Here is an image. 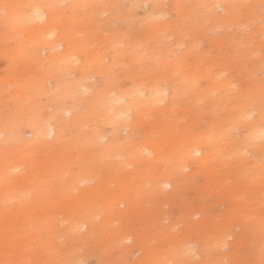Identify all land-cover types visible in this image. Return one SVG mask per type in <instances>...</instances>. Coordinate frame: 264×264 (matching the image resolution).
<instances>
[{"label": "rangeland", "instance_id": "rangeland-1", "mask_svg": "<svg viewBox=\"0 0 264 264\" xmlns=\"http://www.w3.org/2000/svg\"><path fill=\"white\" fill-rule=\"evenodd\" d=\"M120 1L0 0V264H264V0Z\"/></svg>", "mask_w": 264, "mask_h": 264}, {"label": "bare ground", "instance_id": "bare-ground-1", "mask_svg": "<svg viewBox=\"0 0 264 264\" xmlns=\"http://www.w3.org/2000/svg\"><path fill=\"white\" fill-rule=\"evenodd\" d=\"M121 1H122V0H121ZM121 1H120L119 3H121ZM125 1H128V0H125ZM125 1H124V3H125ZM153 1H154V0H153ZM175 1H176V0H175ZM220 1H221V0H220ZM228 1H230V0H228ZM232 1H233V0H232ZM241 1H242V0H241ZM246 1H247V0H246ZM250 1H251V0H250ZM129 2H130V1H129ZM136 2H137V1H136ZM184 2H185V0H184ZM190 2H191V0L189 1V3H190ZM194 2H195V0H194ZM234 2H235V1H234ZM33 3H34V1H33ZM54 3L56 4V2H54ZM132 3H135L134 0H133ZM158 3H159V2H158ZM160 3H161V2H160ZM160 3H159V4H160ZM222 3H223V1H222ZM34 4H35V3H34ZM37 4H38V3H37ZM130 4H131V3H130ZM156 4H157V3H156ZM180 4H181V3H180ZM182 4H183V3H182ZM187 4H188V3H187ZM216 4H217V3H216ZM219 4H220V3H219ZM219 4L216 5V6H219ZM226 4H227V3H226ZM31 5H32V4H31ZM35 5H36V4H35ZM124 5H125V4H124ZM124 5H123V6H124ZM127 5L130 6L129 4H127ZM147 5H148V3H147ZM149 5H151V3H149ZM164 5H165V4H164ZM183 5H184V4H183ZM221 5H222V4H221ZM221 5H220V6H221ZM237 5H238V4H237ZM28 6H29V5H28ZM33 6H34V5H33ZM38 6H39V5H38ZM121 6H122V5H121ZM123 6H122V7H123ZM135 6H136V5H135ZM145 6H146V4H145ZM160 6H161V5H160ZM168 6H169V4H168ZM170 6H171V5H170ZM193 6H195V5H193ZM196 6H197V5H196ZM223 6H225V5H223ZM29 7H31V6H29ZM41 7H43V5H42ZM41 7H40V9H42ZM150 7H151V6H150ZM158 7H159V6H158ZM165 7H166V6H165ZM172 7H173V6H172ZM174 7H175V5H174ZM185 7H186V6H185ZM185 7H182V8L185 9ZM213 7H214V5H213ZM213 7H212V6H211V7L209 6L208 9H209V8H213ZM226 7H227V6H226ZM126 8H127V7H126ZM134 8H135V7H134ZM159 8H160V7H159ZM162 8H163V7H162ZM188 8H189V7H188ZM40 9H39V10H40ZM129 9H130V8H129ZM183 9H182V10H183ZM225 9H226V8H225ZM26 10H27V9H26ZM39 10H37V11H39ZM42 10H43V11H41V12H44V9H42ZM123 10H124V9H123ZM126 10H127V9H126ZM155 10H156V9H155ZM178 10H179V9H178ZM192 10H193V9H192ZM192 10H191V11H192ZM210 10H211V9H210ZM19 11H21V9H20ZM37 11H36V10H33L32 12H37ZM124 11H125V10H124ZM151 11H152V10H151ZM188 11H189V10H188ZM204 11H205V10H204ZM206 11H207V10H206ZM152 12L154 13L155 11H152ZM152 12H150V14H151ZM189 12H190V11H189ZM199 12H200V11H199ZM202 12H203V11H202ZM16 13H18V12H16ZM19 13H20V12H19ZM24 13H26V12H24ZM38 13H40V12H38ZM169 13H170V12H169ZM22 14H23V13H22ZM34 14H35V13H34ZM34 14H32V15L36 17L37 13H36V15H34ZM41 14H42V13H41ZM41 14H39V15H40L39 17H41ZM150 14H149V15H150ZM161 14H162V13H161ZM191 14H193V12H192ZM200 14H201V13H200ZM23 15H24V14H23ZM26 15H28V13H27ZM26 15H25V17H26ZM152 15H153V14H152ZM159 15H160V14H159ZM159 15H158V16H159ZM211 15H212V14H211ZM28 16H29V15H28ZM42 16H43V14H42ZM45 16H46V14H45ZM161 16H162V15H161ZM166 16H167V15H166ZM18 17H19V16H18ZM25 17H24V18H25ZM37 17H38V16H37ZM43 17H44V16H43ZM164 17H165V16H164ZM21 18H22V17H21ZM30 18H31V17H30ZM30 18H29V19H30ZM45 18H46V17H45ZM153 18H154V17H153ZM32 19H33V18H32ZM39 19H41V18H38V19L36 18V21H37V22L40 21ZM43 19H44V18H43ZM26 20H28V18H27ZM154 20H155V18H154ZM34 21H35V20H34ZM41 21H42V20H41ZM23 23H24V22H23ZM26 23H27V22H26ZM49 31H51V30H49ZM49 33H50V32H49ZM47 34H48V33H47ZM47 34H46V35H47ZM50 34H51V33H50ZM52 34H53V33H52ZM48 36H49V35H48ZM48 36H47V37H48ZM49 37H51V36H49ZM139 45H141V44L139 43ZM74 58H75V57H74ZM76 58H77V57H76ZM78 58H79V57H78ZM35 60H36V59H35ZM71 60H72V57H71ZM76 60H77V59H76ZM76 60L73 59V61H74L75 63L77 62ZM36 61H37V60H36ZM74 62H71V63H74ZM68 63H69V62H68ZM164 81H165V80H164ZM158 83H159V82H158ZM160 83H161V82H160ZM82 84H83V83H82ZM156 84H157V83H156ZM163 84H164V83H163ZM165 84H166V83H165ZM166 85H167V84H166ZM83 86H84V85H83ZM138 86H140V85H138ZM174 86H175V85H174ZM174 86H172L171 89L176 88V86H175V87H174ZM80 87H81V85H80ZM161 87H163V85H161ZM164 87H165V86H164ZM109 88H110V87H109ZM137 88H138V87H137ZM140 88H141V87H140ZM147 88H149V87H147ZM151 88H152V87H151ZM156 88H157V87H156ZM165 88H166V87H165ZM82 89H83V88H82ZM134 89H135V88H134ZM153 89H154V88H153ZM178 89H180V88H178ZM181 89H182V88H181ZM84 90H85V89H83V91H84ZM107 90H108V89H107ZM107 90H106V91H107ZM112 90H113V88H112ZM116 90H117V89H116ZM130 90H131V89H130ZM150 90H151V89H150ZM175 90H176V89H175ZM229 90H231V89H229ZM103 91H104V90H103ZM114 91H115V88H114ZM133 91H134V90H133ZM141 91H142V92H141L142 94L145 93V92L143 93V90H141ZM172 91H173V90H172ZM231 91H232V90H231ZM136 92H137V91H136ZM148 92H149V91H148ZM151 92H152V90H151ZM154 92H155V91H154ZM158 92H159V91H158ZM158 92H157V93H158ZM178 92H179V91H178ZM178 92H177V93H178ZM226 92H227V91H226ZM229 92H230V91H229ZM229 92H228V93H229ZM84 93H86V92H84ZM97 93H98V92H97ZM97 93H96V94H97ZM101 93H102V92H101ZM109 93L111 94L112 92L109 91ZM109 93H106V95L109 94ZM117 93H118V92H117ZM120 93H121V92H119V94H120ZM126 93H127V92H126ZM161 93H163V95H162V96H163V97H162L163 99H166V98L171 94L169 89H165V90H164L163 92H161ZM161 93H160V95H161ZM174 93H175V92H174ZM177 93H176V94H177ZM179 93H180V92H179ZM181 93H183V92H181ZM185 93H186V92H185ZM185 93H183V94H185ZM230 93H231V92H230ZM113 94H114V93H113ZM129 94H130V93H129ZM131 94H132V93H131ZM133 94H134V92H133ZM145 94H147V92H146ZM155 94H156V93H155ZM155 94H154V96H155ZM172 94H173V93H172ZM76 95H77V94H76ZM76 95H75V97H76ZM106 95H105V97H106ZM140 95H141V94H140ZM148 95H149V94H148ZM151 95H152V94H151ZM179 95H180V94H179ZM69 96H70V95H69ZM77 96H78V95H77ZM97 96H98V94H97ZM107 96H109V95H107ZM118 96H119V95H118ZM118 96H117V97H118ZM127 96H128V95H127ZM127 96H126V97H127ZM143 96H144V95H143ZM152 96H153V95H152ZM156 96H157V95H156ZM175 96H177V95H175ZM182 96H183V95H182ZM70 97H73V95L70 96ZM99 97H100V96H99ZM103 97H104V96H102V98H103ZM105 97H104V98H105ZM111 97H114V96H110L109 98L112 99ZM124 97H125V96H123V98H124ZM130 97H131V96H130ZM130 97H129V98H130ZM132 97H133V96H132ZM170 97H171V96H170ZM172 97H173V96H172ZM172 97H171V98H172ZM179 97H180V96H178V98H179ZM104 98H103V101H104ZM106 98H107V97H106ZM120 98H121V97H120ZM120 98H119V99H120ZM127 98H128V97H127ZM135 98H136V97H135ZM143 98H144V97H143ZM160 98H161V97H160ZM181 98H182V97H181ZM97 99H98V98H97ZM107 99H108V98H107ZM107 99H106V100H107ZM110 99H109V100H110ZM114 99H115V98H114ZM139 99H140V98H139ZM139 99H138V100H139ZM141 99H142V98H141ZM147 99H148V98H146V100H147ZM167 99H168V98H167ZM115 100H117V99H115ZM115 100H111V101H115ZM121 100H122L123 102L125 101V99H121ZM132 100H133V98H132ZM136 100H137V99H136ZM142 100H143V99H142ZM153 100H154V97H153ZM153 100L150 99L151 102H152ZM171 100H172V99H171ZM177 100H178V99H177ZM179 100H180V98H179ZM94 101H95V100H94ZM101 101H102V100H101ZM101 101H100V102H101ZM103 101H102V102H103ZM122 101H121V102H122ZM150 101H149V103L151 104ZM162 101L165 102L166 100H162ZM168 101H169V100H168ZM96 102H97V101H96ZM96 102H95V103H96ZM100 102H99V105H100ZM109 102H110V101H109ZM118 102H119V101H118ZM125 102H126V101H125ZM134 102H135V101H134ZM157 102H158V101H157ZM157 102H156V103H157ZM160 102H161V101H160ZM113 103H115V102H113ZM116 103H117V101H116ZM128 103H129V101H128ZM132 103H133V102H131V104H132ZM146 103H147V102H145L144 104L146 105ZM152 103H155V102H152ZM156 103H155V104H156ZM168 103H169V102H168ZM168 103L166 102V104H168ZM171 103H172V101H171ZM171 103H170V105H171ZM175 103H176V101H175ZM175 103H174V104H175ZM119 104H120V103H119ZM119 104H118V105H119ZM123 104L125 105V103H122L121 106H123ZM134 104H136V103H134ZM157 104H158V103H157ZM159 104H160V103H159ZM177 104H179V103L177 102ZM177 104H175V105H177ZM103 105H104V104H103ZM113 105H114V104H113ZM170 105H169V107H170ZM97 106H98V105H97ZM107 106H108V105H107ZM127 106H128V105H127ZM129 106H130V105H129ZM133 106H135V105H133ZM139 106L141 107V105H139ZM139 106H137V107H139ZM157 106H159V105H157ZM99 107H100V106H99ZM112 107H113V106H112ZM114 107H115V105H114ZM115 108H116V107H115ZM72 109H73V108H72ZM97 109H98V108H97ZM101 109H102V108H101ZM111 109H112V108L110 107V110H111ZM117 109H118V108H117ZM136 109H139V108H136ZM140 109L143 110L142 108H140ZM140 109H139V110H140ZM65 110H66V107H65ZM67 110H68V109H67ZM99 110H100V109H99ZM102 110H103V109H102ZM104 110H105V109H104ZM107 110H108V109H107ZM123 110H124V109H123ZM125 110H126V109H125ZM129 110H130V112L133 111L132 108H128V109H127L128 112H129ZM69 111H70V110H69ZM69 111H68V112H69ZM136 111H137V110H136ZM62 112H63V111H62ZM70 112H72V111H70ZM74 112H75V111H74ZM97 112H98V111H97ZM104 112H105V111H104ZM115 112H117L116 109H115ZM115 112L113 111V113H115ZM123 112H124V111H123ZM138 112H139V111H138ZM65 113H66V112H65ZM100 113H101V111H100ZM107 113H108V111H107ZM107 113H106V114H107ZM109 113L111 114L112 112H109ZM109 113H108V114H109ZM120 113H121V112H120ZM120 113H118V114H120ZM134 113H135V112H134ZM141 113H142V112H141ZM66 114H68V113H66ZM102 114H103V113H102ZM102 114H101V115H102ZM118 114H117V117H118ZM123 114H124V113H122V115H121V114H120V115H121V117L123 116V120H126L127 118H126V119H124V118H125V116H127L128 114H127V115H126V114L123 115ZM142 114H143V113H142ZM69 115H70V114H69ZM103 115H104V114H103ZM113 115H115V114H112V116H113ZM135 115H136V113H135ZM140 115H141V114H140ZM115 116H116V115H115ZM115 116H114V117H115ZM128 116H129V115H128ZM101 117H102V116H101ZM121 117H119V118H121ZM76 118H77V117H76ZM106 118H107V116H106ZM106 118H105V119H106ZM111 118H112V117H111ZM129 118H131V117H129ZM35 119H37V118H35ZM38 119H40V118L38 117ZM38 119H37V120H38ZM70 119H71V118H70ZM101 119H102V118H101ZM131 119H132V118H131ZM131 119H130V120H131ZM32 120H33V119H32ZM77 120H78V119H77ZM109 120L111 121V119H109ZM114 120H115V118H114ZM121 120H122V119H121ZM130 120H128V121H130ZM33 121H35V120H33ZM40 121H41V120H40ZM43 121H44V120H43ZM106 121H107V120H106ZM118 121H120V120H118ZM28 122H29V121H28ZM100 122H101V121H100ZM102 122H103V121H102ZM108 122H109V121H108ZM116 122H117V121H116ZM116 122H115V123H116ZM122 122H124V121H122ZM29 123H31V122H29ZM33 123H34V122H33ZM72 123H73V122H72ZM109 123H110V122H109ZM39 124H41V122H40ZM42 124L44 125L43 122H42ZM42 124H41V125H42ZM47 124H49V122L45 123L46 126H47ZM100 124H101V123H100ZM105 124H106V123H105ZM107 124H108V123H107ZM113 124H114V122H113ZM124 124H125V123H124ZM30 125H31V124H30ZM36 125H38V124H36ZM43 125H42V126H43ZM114 125H115V124H114ZM46 126H45V127H46ZM69 126H71V125H69ZM106 126H108V125H106ZM110 126H111V125H110ZM112 126H113V125H112ZM112 126H111V127H112ZM37 127H40V126H37ZM37 127H36V128H37ZM114 127H116V126H114ZM127 127H128V126H127ZM254 127H256V126H254ZM33 128H35V127H33ZM43 128H44V127H43ZM49 128H50V129L47 130V134H48L49 136H53V135L55 134V132H56L55 129L53 128V125H52V128H51V127H49ZM235 128H236V127H235ZM257 128H258V127H257ZM37 129H38V131H39V128H37ZM227 129H228V128H227ZM38 131H37V132H38ZM41 131H42V130H41ZM222 131H223V130H222ZM249 131H250V130H249ZM261 131H262V130H261ZM261 131H260V134L262 133ZM263 131H264V130H263ZM30 132H31V131H30ZM33 132H34V131H33ZM43 132H45V131H43ZM57 132H58V131H57ZM202 132H204V131H202ZM212 132L214 133V131H212ZM224 132H225V130H224ZM226 132H227V131H226ZM245 132H246V131H245ZM250 132H251V131H250ZM255 132H256V133L258 132L257 129H256ZM255 132H253V133H255ZM38 133H39V132H38ZM204 133H205V132H204ZM204 133H203V135H204ZM209 133H211V132H209ZM216 133H217V132H215V134H216ZM227 133H228V132H227ZM238 133H239V132H237L236 134H238ZM253 133H251V135H252ZM256 133H255V134H256ZM258 133H259V132H258ZM263 133H264V132H263ZM32 134H33V133H32ZM47 134H46V136H48ZM201 134H202V133H201ZM205 134H206V133H205ZM224 134H225V133H224ZM228 134H229V133H228ZM228 134H227V135L225 134V135L228 137ZM233 134H234V133H233ZM233 134H232V135H233ZM236 134H235V135H236ZM245 134H246V133H245ZM245 134H244V135H245ZM36 135H37V134H36ZM42 135H43V134H42ZM44 135H45V134H44ZM56 135H57V134H56ZM198 135H200V134H197V137H198ZM208 135H209V134H207L206 139H207V137H209ZM248 135H249V133H248ZM261 135L263 136V134H261ZM32 136H34V135H32ZM38 136H39V135H38ZM57 136H58V135H57ZM188 136H189V135H188ZM200 136H201V135H200ZM215 136H216V135H215ZM217 136H218V135H217ZM222 136H223V135H222ZM252 136H253V135H252ZM254 136H256V135H254ZM259 136H260V135H258V136L255 137V138H258ZM262 136H260V137H261V140H263V139H262ZM42 137H44V136H42ZM58 137H59V136H58ZM96 137H97V136H96ZM98 137H99V136H98ZM98 137H97V138H98ZM104 137H105V136H104ZM186 137H187V136H186ZM231 137H232V136H231ZM242 137L246 138L245 136H242ZM248 137H250V136H248ZM248 137H247V138H248ZM260 137H259V139H260ZM36 138H37V137H36ZM40 138H41V137H39V139H40ZM86 138H87V136H86ZM89 138H91V137H89ZM188 138H189V137H188ZM188 138H187V139H188ZM195 138H196V137H195ZM202 138H203V137H202ZM209 138H210V137H209ZM214 138H215V137H214ZM219 138H221V137H219ZM219 138H218V139H219ZM228 138H229V137H228ZM233 138H234V137H233ZM247 138H246V139H247ZM255 138H254V139H255ZM39 139L37 138L36 141H38ZM42 139H43V138H42ZM56 139H58V138H56ZM98 139H99V138H98ZM103 139H104V138H103ZM103 139H102V140H103ZM189 139H191V138H189ZM210 139H211V138H210ZM218 139H217V137H216V140H218ZM221 139H222V138H221ZM225 139H227V138H225ZM230 139H231V138H230ZM230 139H228V140H230ZM250 139H252V138H250ZM32 140H34V139H32ZM32 140H31V141H32ZM84 140H85V139H84ZM207 140H209V139H207ZM244 140H245V139H244ZM244 140H243V142H244ZM39 141H40V140H39ZM190 141H192V140H190ZM190 141H189V142H190ZM196 141H197V140H196ZM199 141H200V138H199L198 142H199ZM205 141H206V140H205ZM209 141L211 142V140H209ZM218 141H219V140H218ZM218 141H216V142H218ZM220 141H221V140H220ZM241 141H242V140H241ZM257 141H259V140H257ZM95 142H96V141H95ZM210 142H209V144H210ZM233 142H235V138H234V141H233ZM243 142H242V143H243ZM246 142H247V141H246ZM254 142H256V141H254ZM254 142H253V143H254ZM259 142H260V141H259ZM28 143H30V142H28ZM35 143H36V142H35ZM98 143H100V142L98 141ZM191 143H192V142H191ZM191 143H189V144H191ZM202 143H203V142H202ZM214 143H215V142H214ZM230 143H231V142H230ZM230 143H228V145H230ZM242 143H241V144H242ZM90 144H91V143H90ZM94 144H95V143H94ZM94 144H93V145H94ZM101 144H102V143H101ZM204 144H205V143H204ZM206 144H208V141H207ZM215 144H216V143H215ZM246 144H247V143H246ZM255 144H257V143H255ZM27 145H28V144H27ZM32 145H33V144H32ZM91 145H92V144H91ZM96 145H97V144H96ZM192 145H193V144H192ZM199 145H200V144H199ZM211 145H212V144H211ZM242 145H243V144H242ZM101 146H102V145H101ZM145 146H146V145H145ZM147 146H148V145H147ZM195 146H196V145H195ZM203 146H204V145H203ZM203 146H202V147H203ZM206 146L209 147L208 145H205L204 147H206ZM214 146H216V145H214ZM225 146L227 147V145H225ZM225 146H224V147H225ZM28 147H30V146L28 145ZM28 147H27V149H28ZM34 147H35V145H34ZM85 147H87V146H85ZM90 147H91V146H90ZM90 147H89V148H90ZM96 147H97V146H96ZM142 147H143V146H142ZM222 147H223V146H222ZM229 147H231V146H229ZM103 148H104V146H103ZM112 148H113V147H112ZM151 148H152V147H151ZM194 148H195V147H194ZM219 148H220V147H219ZM99 149H100V148H99ZM144 149H145V148H144ZM148 149H150V148L147 147V150H148ZM189 149H190V147H189ZM201 149H202L201 146H200V147H196L194 150L192 149L193 151H191V152H194V151H195L196 154H197V153L200 154L201 151H202ZM217 149H218V148H217ZM228 149H230V148H228ZM242 149H243V148H242ZM246 149H247V148H246ZM104 150H106V149H104ZM185 150H187V149H185ZM223 150H224V149H223ZM24 151H25V149H24ZM32 151H33V149H32ZM81 151H82V150H81ZM102 151H103V150H102ZM151 151H153V150H151ZM151 151H150V152H151ZM181 151H182V150H181ZM226 151H227V148H226ZM229 151H230V150H229ZM108 152H110V151H108ZM137 152H138V151H137ZM150 152H149V153H150ZM191 152H190V153H191ZM216 152H217V151H216ZM224 152H225V151H224ZM83 153H84V152H83ZM195 153H193V155H194ZM217 153H219V152H217ZM232 153H233V152H232ZM29 154H30V153H29ZM180 154H181V153H180ZM208 154L210 155V153H208ZM211 154H212V153H211ZM213 154H214V153H213ZM221 154H222V153H221ZM221 154H220V155H221ZM30 155H32V153H31ZM106 155H107V154H106ZM141 155H142V154H141ZM200 155H201V154H200ZM223 155H224V154H223ZM228 155H230V154H228ZM231 155H232V154H231ZM233 155H234V154H233ZM27 156H28V155H27ZM194 156H195V155H194ZM201 156H202V155H201ZM204 156H206V153H205ZM210 156H212V155H210ZM224 156H226V155H224ZM224 156H223V157H224ZM104 157H105V156H104ZM107 157H108V156H107ZM140 157H141V156H140ZM190 157H191V156H190ZM190 157H189V158H190ZM195 157H196V156H195ZM195 157H193V158H195ZM197 157H198V156H197ZM206 157H207V156H206ZM218 157H219V156H218ZM220 157H222V155H221ZM220 157H219V159H223V158H220ZM227 157H229V156H227ZM143 158H144V157H143ZM191 158H192V157H191ZM199 158H200V157H199ZM211 158H212V157H211ZM219 159H218V160H219ZM239 159H241V158H239ZM36 160H37V159H36ZM108 160H109V159H108ZM178 160H179V159H178ZM183 160H184V159H183ZM218 160H217V162H218ZM224 160H225V159H224ZM199 161H200V160H199ZM215 161H216V160H215ZM219 161H220V160H219ZM228 161H229V160H228ZM202 162H203V161H202ZM204 162H205V160H204ZM208 162H209V161H208ZM205 163H206V162H205ZM215 163H216V162H215ZM219 163H221V161H220ZM222 163H223V162H222ZM224 163H226V162H224ZM122 165H123V164H122ZM123 166H125V165H123ZM123 166H122V168H123ZM8 168H9V167H8ZM212 174H213V173H212ZM217 178H218V177H217ZM249 178H250V176H249ZM247 179H248V178H247ZM243 182H244V181H243ZM243 182H242V183H243ZM246 182H247V181H246ZM253 182H254V181H253ZM248 184H249V182H248ZM166 185H167V183H166ZM169 185H170V184H169ZM251 185H254V184H251ZM227 187H228V186H227ZM227 187H226V188H227ZM251 187H252V186H251ZM246 188H247V187H246ZM249 188H250V187H249ZM227 189H228V188H227ZM241 190H242V189H241ZM250 192H252V191H250ZM243 193H244V192H243ZM245 193H246V192H245ZM9 198H10V197H9ZM12 198H13V197H12ZM14 198H15V197H14ZM14 198H13V199H14ZM23 199H25V198H23ZM27 199H28V198H27ZM27 199H25V200H27ZM25 200H24V201H25ZM21 202H23V201H21ZM253 204H254V203H253ZM238 209H239V208H238ZM238 212H239V211H238ZM250 215H251V214H250ZM255 215H256V214H255ZM244 216H245V215H244ZM81 217H82V216H81ZM249 218H250V217H249ZM245 220H246V219H245ZM247 220H248V219H247ZM72 222H73V221H72ZM76 223H77V222H76ZM88 226H89V225H88V222H83V223H81V225H80L79 228H80V229H81V228L84 229L85 227H88ZM70 227H71V226H70ZM77 227H78V226H77ZM71 228H73V227H71ZM71 228H70V229H71ZM70 229H69V231H70ZM73 230L75 231L76 229H73ZM80 231H81V230H80ZM71 232H72V231H71ZM83 232H84V231H83ZM85 232H86V231H85ZM75 233H76V232H75ZM73 234H74V233H73ZM231 234H232V233H231ZM7 237H8V236H7ZM233 237H235V236H233ZM8 238H9V237H8ZM227 238H228V237H227ZM243 239H244V238H243ZM4 240H5V239H4ZM4 240H3V241H4ZM5 241H7V240H5ZM224 242H225V241H224ZM225 244H226V243H225ZM187 250H188V249H187ZM261 250H262V249H261ZM191 251H193V250H191ZM187 253H188V252H187Z\"/></svg>", "mask_w": 264, "mask_h": 264}]
</instances>
